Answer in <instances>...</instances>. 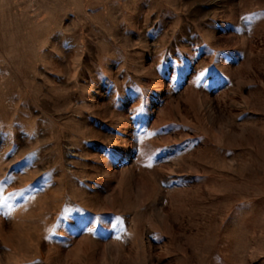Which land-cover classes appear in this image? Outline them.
I'll use <instances>...</instances> for the list:
<instances>
[{
	"label": "rangeland",
	"instance_id": "1",
	"mask_svg": "<svg viewBox=\"0 0 264 264\" xmlns=\"http://www.w3.org/2000/svg\"><path fill=\"white\" fill-rule=\"evenodd\" d=\"M0 264H264V0H0Z\"/></svg>",
	"mask_w": 264,
	"mask_h": 264
}]
</instances>
